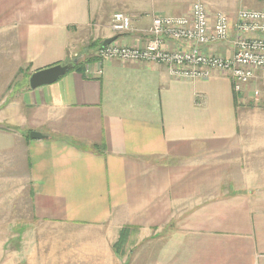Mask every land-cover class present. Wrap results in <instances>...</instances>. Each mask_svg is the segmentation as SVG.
Returning a JSON list of instances; mask_svg holds the SVG:
<instances>
[{
  "label": "crops",
  "instance_id": "1",
  "mask_svg": "<svg viewBox=\"0 0 264 264\" xmlns=\"http://www.w3.org/2000/svg\"><path fill=\"white\" fill-rule=\"evenodd\" d=\"M133 2L117 0L131 30L116 34L106 0H0V225L18 242L7 254L30 241V264H264V108L239 105L228 76L110 60L29 88L91 38L143 46L152 18L172 16Z\"/></svg>",
  "mask_w": 264,
  "mask_h": 264
},
{
  "label": "built area",
  "instance_id": "2",
  "mask_svg": "<svg viewBox=\"0 0 264 264\" xmlns=\"http://www.w3.org/2000/svg\"><path fill=\"white\" fill-rule=\"evenodd\" d=\"M110 27L116 34H125L131 30L130 18L116 12ZM147 35L143 46L121 45L115 40L97 49L96 62L161 64L172 78L192 81L220 73L228 76L232 92L240 98L252 82L264 86L263 10L241 9L230 17L220 11L210 13L203 0H194L185 15L153 17ZM166 42L176 47L170 49ZM220 43L230 45L229 55L206 51ZM95 73L101 75L102 70ZM251 96L257 99L259 90H251Z\"/></svg>",
  "mask_w": 264,
  "mask_h": 264
},
{
  "label": "rangeland",
  "instance_id": "3",
  "mask_svg": "<svg viewBox=\"0 0 264 264\" xmlns=\"http://www.w3.org/2000/svg\"><path fill=\"white\" fill-rule=\"evenodd\" d=\"M128 1H130V3H132V1L136 2V0H128ZM144 1L145 2H143L139 7H141L142 9H147V8L150 9V6L152 5L151 0H144ZM203 1L207 7L208 12L214 13L216 11H220L227 14L230 17H233L237 13V11L241 9H254V10L264 11V0H203ZM116 2L117 0H113L111 2L106 0V4L104 6H101V9L105 8L106 12L108 13H114L112 12V9H114L115 12H119L116 9L119 8L120 6L116 5ZM153 2H154L153 6L156 7L158 10L163 11L164 15L173 16V15L187 14L190 11L191 4L194 2V0H153ZM89 41H90L89 44L88 43L83 44L78 48L77 54L73 58L77 57L78 59H80L81 56H83V54L87 53V51L90 52L89 50L90 48L97 50L96 46H94L93 44L98 41L97 40L92 41V38ZM20 83H21L20 81L11 82L9 88L13 84L12 87H15V91H17L18 87L20 86ZM1 85L2 82H0V86ZM255 88L259 90V97L257 99L251 96V90ZM6 93H7V89L0 87V102L1 101L4 102L2 104H5V100H7ZM236 98L238 100L237 102L239 103V105H243L249 108H264V86L261 85L258 81H254L247 87L241 98L240 96ZM5 200L6 199L0 198V202ZM6 214H7L6 210L4 211L2 208H0V215H2L3 217L2 221L6 220ZM0 228L2 229V231L0 229L1 232L0 244L2 245L0 246L2 247V251L0 252V264H30L31 257L29 254L31 252V249L29 246L31 242L30 241L23 242L25 243L24 250L21 249L16 250L14 257L12 256V254L8 255L7 254L8 250L9 251L12 250L11 246L14 245L15 247H17L18 242L17 241L10 242V240L7 241V239H5L7 236L6 231L8 230V226L4 224V225H0Z\"/></svg>",
  "mask_w": 264,
  "mask_h": 264
},
{
  "label": "water",
  "instance_id": "4",
  "mask_svg": "<svg viewBox=\"0 0 264 264\" xmlns=\"http://www.w3.org/2000/svg\"><path fill=\"white\" fill-rule=\"evenodd\" d=\"M116 37L107 38L102 41L101 47L104 48L110 43L114 42ZM77 59H75V62ZM71 68V64L64 63V64H56L50 66L45 69L37 70L30 74L28 78V86L31 90H35L37 88L51 85L63 77L67 72H69ZM29 138L31 140H43L45 136L41 135L37 132H30Z\"/></svg>",
  "mask_w": 264,
  "mask_h": 264
},
{
  "label": "trees",
  "instance_id": "5",
  "mask_svg": "<svg viewBox=\"0 0 264 264\" xmlns=\"http://www.w3.org/2000/svg\"><path fill=\"white\" fill-rule=\"evenodd\" d=\"M116 37V36H115ZM102 42H95L93 45L96 46L97 49L101 48ZM75 59L77 61L75 62ZM97 60L96 56H91V57H86L83 60L76 58L71 59L70 61H67L65 63L71 64V68L69 72L71 71H77V72H82L85 69V66L93 63ZM125 244V231L120 232L119 239L116 241V243L113 245V250L116 253V255H119L121 252V248Z\"/></svg>",
  "mask_w": 264,
  "mask_h": 264
}]
</instances>
